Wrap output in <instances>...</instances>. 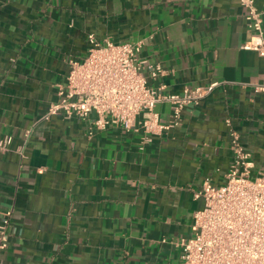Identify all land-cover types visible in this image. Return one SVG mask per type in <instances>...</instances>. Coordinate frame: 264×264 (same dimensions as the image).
<instances>
[{
  "label": "crops",
  "instance_id": "0c3cea01",
  "mask_svg": "<svg viewBox=\"0 0 264 264\" xmlns=\"http://www.w3.org/2000/svg\"><path fill=\"white\" fill-rule=\"evenodd\" d=\"M245 14L236 0H0V224L11 212L0 264L183 263L204 206L195 194L226 182L232 132L255 172L264 165V58L243 49ZM90 35L144 42L141 59L165 71L150 86L165 94L219 86L146 146L141 131L45 119ZM157 112L171 121L169 103Z\"/></svg>",
  "mask_w": 264,
  "mask_h": 264
},
{
  "label": "built area",
  "instance_id": "2783aa9c",
  "mask_svg": "<svg viewBox=\"0 0 264 264\" xmlns=\"http://www.w3.org/2000/svg\"><path fill=\"white\" fill-rule=\"evenodd\" d=\"M236 1L246 9L251 34L243 49L264 58V13L256 0ZM89 43L87 56L70 62L66 81L57 86L59 99L50 105L45 119L63 113L69 119L90 121L91 134L112 127L141 131L146 146L179 125L185 108L198 105L219 86L215 82L209 87L186 88L180 95L165 94L164 86H150V80L159 79L165 71L159 63L141 59L144 42H100L90 35ZM255 89L264 92V85ZM160 103L172 106L167 123L157 112ZM143 114L147 116L140 119ZM231 136L234 163L226 182L218 186L207 179L195 194L204 206L194 215V235L180 243L182 264H264V165L256 173L240 136L236 132ZM8 143L5 140L0 147ZM10 217L11 212L0 224L1 249L8 245Z\"/></svg>",
  "mask_w": 264,
  "mask_h": 264
},
{
  "label": "rangeland",
  "instance_id": "374dc122",
  "mask_svg": "<svg viewBox=\"0 0 264 264\" xmlns=\"http://www.w3.org/2000/svg\"><path fill=\"white\" fill-rule=\"evenodd\" d=\"M142 118H145V114L143 115V117ZM253 175H255L254 173H253Z\"/></svg>",
  "mask_w": 264,
  "mask_h": 264
}]
</instances>
